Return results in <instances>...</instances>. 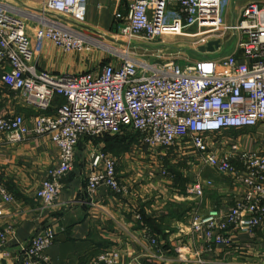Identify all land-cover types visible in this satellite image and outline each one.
<instances>
[{
	"label": "built area",
	"instance_id": "built-area-1",
	"mask_svg": "<svg viewBox=\"0 0 264 264\" xmlns=\"http://www.w3.org/2000/svg\"><path fill=\"white\" fill-rule=\"evenodd\" d=\"M118 1L128 5V24L120 31L124 36L151 42L166 35H185L198 38L200 49L210 41L223 42L226 33L232 32L238 37L236 48L215 57L210 54L219 49L204 51L206 55L185 65L122 53L103 58L99 72L51 74L33 64L28 23L36 22L40 39L66 53L89 52L98 43L75 27L85 22L88 0H42L39 15L0 2V84L36 113L34 126L19 113L0 115V133L11 144L45 136L57 146L59 164L36 190L42 208L56 206L84 136L121 135L130 130L138 135L132 152L143 147L153 153L191 149L189 160L229 175L235 185L243 187L227 212L212 207L189 216L193 231L204 234L208 249L229 247L235 234L264 226V135L254 141L252 150L243 148L240 141L244 129L264 125V7L249 3L243 19L229 25L222 14V0ZM56 97L65 101L50 113ZM92 165L95 169L87 178L90 194L102 188L114 194L126 191L114 156L96 153ZM161 172L173 177L166 168ZM212 184L197 180L187 193L201 198ZM14 200L0 182V217L3 206ZM137 218L141 219L140 213ZM14 233L11 226L0 228V258ZM55 239L51 228L33 236L22 247V264H51L47 250ZM151 242L158 243L155 238ZM95 262L119 264V252L105 250Z\"/></svg>",
	"mask_w": 264,
	"mask_h": 264
},
{
	"label": "crops",
	"instance_id": "crops-1",
	"mask_svg": "<svg viewBox=\"0 0 264 264\" xmlns=\"http://www.w3.org/2000/svg\"><path fill=\"white\" fill-rule=\"evenodd\" d=\"M16 1L24 9L38 11L24 0ZM27 1L37 5L42 0ZM252 2L264 7V0H222L226 24H238L243 19L244 8ZM118 14L121 19L117 18ZM127 16L125 1L88 0L85 22L75 27L89 36L119 33L128 24ZM37 30L36 22L30 21L27 31L37 70L51 74L101 70V60L92 67L94 62L90 57L62 51L41 40ZM237 40L232 32L226 33L221 48L211 57L231 53ZM64 101L56 97L50 113ZM16 113L35 125L36 113L24 107L15 92L0 84V115ZM263 135L264 125L241 133V146L252 150L254 141ZM124 142L110 135L82 137L74 167L63 180L64 188L56 206L42 208L36 190L48 177L49 170L59 164L57 146L45 136H31L11 144L0 133V182L15 196L14 202L3 206L4 214L0 217V228L11 226L15 230L3 249L0 264H22V247L48 228L56 233L55 242L47 250L51 264H96V257L105 250L119 252V264H264V226L250 233L235 234L229 247L212 249L206 247L204 234L193 231L191 226L189 216L193 211L207 212L212 207L222 212L230 210L242 195V186L235 185L229 175L188 158L189 165L178 179L170 170L173 177L164 176L161 171L165 166L160 160L156 159L155 170L152 164L145 163L147 160H141L150 158L151 154L135 155L132 150L129 153L126 150L131 145ZM102 150L116 158L118 175L126 187L121 194L106 188L95 194L87 190V178L95 169L93 156ZM197 180L213 183L205 188L201 198L187 193ZM152 238L157 240V245L152 244Z\"/></svg>",
	"mask_w": 264,
	"mask_h": 264
},
{
	"label": "rangeland",
	"instance_id": "rangeland-1",
	"mask_svg": "<svg viewBox=\"0 0 264 264\" xmlns=\"http://www.w3.org/2000/svg\"><path fill=\"white\" fill-rule=\"evenodd\" d=\"M6 4H11L15 7L23 9L16 0H3ZM27 4L32 7L43 8L44 5L42 1H40L37 5L34 4L32 1L24 0ZM8 2V3H7ZM32 14H38L36 10H30ZM49 17V16H47ZM194 31V29H193ZM88 35V34H87ZM98 45L94 46L91 51L89 52H74L71 53L72 55H81L82 57H90L93 60L92 67L95 66V63H99V60H103V58H114L115 55L118 54H129L135 58L141 60H150L153 62H166L170 60H174L176 62L181 63V65H185L188 61H193L199 57H201L205 52L201 49H198V38L189 37L185 35H166L162 38H159L155 41L147 42L141 37H129L124 36L122 33H110L103 36H91ZM227 48V46H225ZM221 54V53H220ZM213 54H210L212 56ZM215 56H218L216 54ZM93 58V59H92ZM100 64V63H99ZM251 129H244L246 132H250ZM235 134V132H234ZM124 137V144L133 146L134 142L138 140V135L133 131H126L121 135H110V137ZM219 137L216 138L218 140ZM133 142V143H132ZM132 149L130 146L127 148L126 151L129 153ZM103 152H106L102 150ZM135 155L143 156L144 153L151 154V157L148 159H141L147 160L145 161L146 164H152L153 168L157 164V160H160L162 164H164V168H168L174 174L176 179L180 176V172H184L185 168L189 165L188 159L192 157L189 155L192 150H184L182 152H176L174 150L166 151V150H157L155 154L150 150L143 147L141 150L133 151ZM185 152V153H184ZM111 154V152H106ZM188 156V159L186 158ZM135 157V156H134ZM191 161V160H190ZM192 162V161H191ZM197 162V161H196ZM125 164V163H124ZM124 164L122 165L124 167ZM197 164V163H196ZM122 171L124 172L125 169ZM125 173V172H124ZM123 173V174H124ZM178 181V180H177ZM8 227V226H7ZM5 247V246H4ZM4 249V248H3ZM3 258V255H2ZM0 258V259H2Z\"/></svg>",
	"mask_w": 264,
	"mask_h": 264
},
{
	"label": "water",
	"instance_id": "water-1",
	"mask_svg": "<svg viewBox=\"0 0 264 264\" xmlns=\"http://www.w3.org/2000/svg\"><path fill=\"white\" fill-rule=\"evenodd\" d=\"M221 47V42L220 40H214L210 41L207 46L201 47L200 49L202 51H208V52H214L217 49H220Z\"/></svg>",
	"mask_w": 264,
	"mask_h": 264
},
{
	"label": "trees",
	"instance_id": "trees-1",
	"mask_svg": "<svg viewBox=\"0 0 264 264\" xmlns=\"http://www.w3.org/2000/svg\"><path fill=\"white\" fill-rule=\"evenodd\" d=\"M109 135H106V137H108ZM122 139H125L124 137H121Z\"/></svg>",
	"mask_w": 264,
	"mask_h": 264
}]
</instances>
